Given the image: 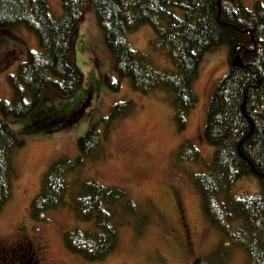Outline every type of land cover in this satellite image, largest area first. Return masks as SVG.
Listing matches in <instances>:
<instances>
[{"label":"trees","instance_id":"1","mask_svg":"<svg viewBox=\"0 0 264 264\" xmlns=\"http://www.w3.org/2000/svg\"><path fill=\"white\" fill-rule=\"evenodd\" d=\"M59 1L62 16L57 19L46 0H0V45L25 48L15 35L20 27L39 44L38 51L25 49V59H18L21 63L15 73L7 77L11 100H0V214L13 198V184L18 180L13 153L26 147L23 138L68 130L86 114L91 98L68 115L55 106L42 109L20 128V137L11 124L25 120L50 100L70 99L83 88L85 76L70 59L79 27L88 13H94L119 79L129 80L132 90L143 96L164 93L181 134L199 103L194 85L205 57L227 50L229 70L213 90L202 133L215 152L206 169L192 176L203 212L223 242L211 257L196 258L191 264H225L226 244L244 250L246 264H264V0H254L252 9L244 0ZM144 26L153 30V51L166 55L173 70L156 69L147 56L131 47L128 36ZM235 56L241 57L243 67L232 65ZM104 82L113 92L120 90L109 76ZM134 110L132 101L112 106L102 121L103 135L96 125L81 137L77 159L55 163L31 204L35 223L45 222L50 212L69 208L78 222L92 225L93 231L72 230L63 237L69 253L90 263H102L118 250L120 228L131 226L139 235L150 223L149 214L141 212L123 189L81 182L75 176L107 159L110 133ZM176 159L179 163L203 161L190 142L182 145ZM250 178L258 179L259 194L237 197L236 184ZM236 221L240 227L234 230Z\"/></svg>","mask_w":264,"mask_h":264},{"label":"rangeland","instance_id":"2","mask_svg":"<svg viewBox=\"0 0 264 264\" xmlns=\"http://www.w3.org/2000/svg\"><path fill=\"white\" fill-rule=\"evenodd\" d=\"M46 2L52 15L61 18L60 1ZM244 2L249 9L254 7V0ZM15 35L21 38L25 48L0 45V100L3 102L11 100L7 77L14 74L25 59L26 50L39 49L37 38L24 28L17 29ZM128 40L131 47L147 56L156 69L173 70L166 55L153 51L154 33L150 26L130 34ZM11 41L19 43L14 39ZM18 59L21 62H17ZM228 60L224 48L205 57L194 85L199 103L189 114L186 131L181 134L174 121V110L164 93L143 96L132 90L129 80L119 79L113 70V58L104 46L96 16L88 13L79 27L70 59L85 76L83 88L70 99L50 100L25 120L17 124L11 122L20 137V128L26 127L42 109L55 106L60 114L68 115L91 98L80 122L68 130L23 138L26 147L13 153L18 180L13 184L11 202L0 214V251L8 249L2 257L10 260H0V264H37L29 256L30 262L28 259H23V263L20 261L25 253L16 250L22 247L23 238L33 243L40 264H191L196 258L211 257L223 238L205 216L201 197L192 185V176L204 171L213 159L215 149L206 145L202 133L213 90L229 70ZM105 76H109L111 84H120L118 92L105 84ZM122 101H132L135 112L110 133L106 144L107 159L90 165L75 176L81 182L123 189L141 212L149 214L150 223L139 235L131 226L120 228L118 250L102 263H90L69 253L63 237L72 230L93 231V226L78 222L69 208L50 212L45 222L35 223L30 217L31 204L42 189L47 171L59 161L74 162L78 157V140L96 125L103 135L102 121L108 117L110 108ZM186 142L199 151L202 162H177L176 153ZM235 193L239 198L257 196L258 179L237 183ZM233 226L236 230L240 224L236 221ZM187 232L189 239L185 237ZM223 253L225 264H246L247 255L239 246L226 244Z\"/></svg>","mask_w":264,"mask_h":264},{"label":"flooded vegetation","instance_id":"3","mask_svg":"<svg viewBox=\"0 0 264 264\" xmlns=\"http://www.w3.org/2000/svg\"><path fill=\"white\" fill-rule=\"evenodd\" d=\"M185 237H186V239H189V232H187L185 234ZM23 239H24L23 243L21 242L22 243V247L20 249L18 248L16 250L17 253L20 252V251H23V253H25V254H22L21 255L20 261L22 262L23 259H28V256H29L34 261H36L37 264H40L39 263V259L37 257V254H36V252L34 250L33 243L30 240H28V239H25V238H23ZM2 251H0V260H2L3 262H5V259L10 260L9 257H5V258L2 257L4 254H7L8 253V249L7 250L2 249ZM7 264H9V263H7Z\"/></svg>","mask_w":264,"mask_h":264},{"label":"water","instance_id":"4","mask_svg":"<svg viewBox=\"0 0 264 264\" xmlns=\"http://www.w3.org/2000/svg\"><path fill=\"white\" fill-rule=\"evenodd\" d=\"M232 65L233 66H239V67H243V62H242V59L240 56H236L235 58H233L232 60ZM245 106H246V101L244 102V105L242 107V110L244 113H246V110H245Z\"/></svg>","mask_w":264,"mask_h":264}]
</instances>
